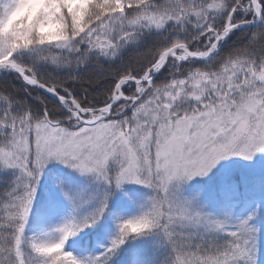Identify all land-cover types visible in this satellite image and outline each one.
Returning a JSON list of instances; mask_svg holds the SVG:
<instances>
[{"label":"snow or ice","instance_id":"6c2138e0","mask_svg":"<svg viewBox=\"0 0 264 264\" xmlns=\"http://www.w3.org/2000/svg\"><path fill=\"white\" fill-rule=\"evenodd\" d=\"M0 264H264V0H0Z\"/></svg>","mask_w":264,"mask_h":264}]
</instances>
